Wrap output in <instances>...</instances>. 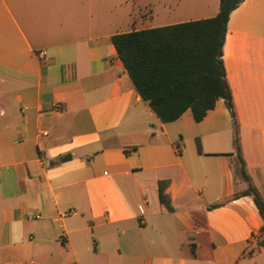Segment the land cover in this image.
<instances>
[{
    "label": "crops",
    "instance_id": "crops-1",
    "mask_svg": "<svg viewBox=\"0 0 264 264\" xmlns=\"http://www.w3.org/2000/svg\"><path fill=\"white\" fill-rule=\"evenodd\" d=\"M218 8L0 0V264H264L223 99L200 121L186 109L162 122L111 41ZM222 59L244 168L264 199V0L230 12Z\"/></svg>",
    "mask_w": 264,
    "mask_h": 264
},
{
    "label": "trees",
    "instance_id": "trees-1",
    "mask_svg": "<svg viewBox=\"0 0 264 264\" xmlns=\"http://www.w3.org/2000/svg\"><path fill=\"white\" fill-rule=\"evenodd\" d=\"M241 1L219 0L218 11L212 17L118 32L111 41L136 91L162 122L177 119L186 109L195 121H200L217 99H223L232 121L235 174L246 184L241 194L252 198L263 220L258 244L264 246V199L244 168L222 59L227 20ZM159 196L167 203L162 192Z\"/></svg>",
    "mask_w": 264,
    "mask_h": 264
},
{
    "label": "built area",
    "instance_id": "built-area-1",
    "mask_svg": "<svg viewBox=\"0 0 264 264\" xmlns=\"http://www.w3.org/2000/svg\"><path fill=\"white\" fill-rule=\"evenodd\" d=\"M58 104L57 103H54L53 104V109H58ZM42 134L46 135V131H42Z\"/></svg>",
    "mask_w": 264,
    "mask_h": 264
}]
</instances>
